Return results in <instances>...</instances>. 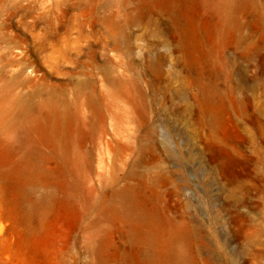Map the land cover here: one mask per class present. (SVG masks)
<instances>
[{"label": "rangeland", "instance_id": "374dc122", "mask_svg": "<svg viewBox=\"0 0 264 264\" xmlns=\"http://www.w3.org/2000/svg\"><path fill=\"white\" fill-rule=\"evenodd\" d=\"M0 264H264V0H0Z\"/></svg>", "mask_w": 264, "mask_h": 264}, {"label": "bare ground", "instance_id": "6f19581e", "mask_svg": "<svg viewBox=\"0 0 264 264\" xmlns=\"http://www.w3.org/2000/svg\"><path fill=\"white\" fill-rule=\"evenodd\" d=\"M5 229V224L0 221V234L4 231Z\"/></svg>", "mask_w": 264, "mask_h": 264}]
</instances>
